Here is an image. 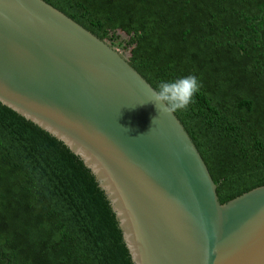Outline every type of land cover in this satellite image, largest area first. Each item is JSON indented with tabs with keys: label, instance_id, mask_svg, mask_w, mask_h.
Masks as SVG:
<instances>
[{
	"label": "trees",
	"instance_id": "obj_1",
	"mask_svg": "<svg viewBox=\"0 0 264 264\" xmlns=\"http://www.w3.org/2000/svg\"><path fill=\"white\" fill-rule=\"evenodd\" d=\"M45 1L130 48L129 62L154 88L189 74L202 81L175 114L222 203L264 185V0ZM0 264H135L84 160L2 102Z\"/></svg>",
	"mask_w": 264,
	"mask_h": 264
},
{
	"label": "water",
	"instance_id": "obj_2",
	"mask_svg": "<svg viewBox=\"0 0 264 264\" xmlns=\"http://www.w3.org/2000/svg\"><path fill=\"white\" fill-rule=\"evenodd\" d=\"M123 52L45 0H0V102L96 175L135 264H264V185L226 203Z\"/></svg>",
	"mask_w": 264,
	"mask_h": 264
},
{
	"label": "clouds",
	"instance_id": "obj_3",
	"mask_svg": "<svg viewBox=\"0 0 264 264\" xmlns=\"http://www.w3.org/2000/svg\"><path fill=\"white\" fill-rule=\"evenodd\" d=\"M202 81L194 74L174 80H161L150 101L158 112L174 113L187 110L201 90Z\"/></svg>",
	"mask_w": 264,
	"mask_h": 264
},
{
	"label": "rangeland",
	"instance_id": "obj_4",
	"mask_svg": "<svg viewBox=\"0 0 264 264\" xmlns=\"http://www.w3.org/2000/svg\"><path fill=\"white\" fill-rule=\"evenodd\" d=\"M119 34V36H120V40L122 41H128L129 39H130V37L129 36H127L125 33H123V32H119L118 33ZM117 49H119V50H121L122 52H123V54L125 55V57H129L130 56V48H128V49H123V48H119V47H116Z\"/></svg>",
	"mask_w": 264,
	"mask_h": 264
}]
</instances>
